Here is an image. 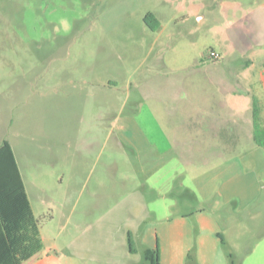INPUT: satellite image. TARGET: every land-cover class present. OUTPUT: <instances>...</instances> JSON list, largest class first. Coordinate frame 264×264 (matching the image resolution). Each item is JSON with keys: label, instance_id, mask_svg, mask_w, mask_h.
<instances>
[{"label": "rangeland", "instance_id": "374dc122", "mask_svg": "<svg viewBox=\"0 0 264 264\" xmlns=\"http://www.w3.org/2000/svg\"><path fill=\"white\" fill-rule=\"evenodd\" d=\"M172 1L0 0V144L11 145L62 264H151L147 249L158 264H264V192L239 211L205 202L178 185L189 178L179 165L177 183L158 189L168 159L111 135L117 115L140 112L128 83L149 48L143 18Z\"/></svg>", "mask_w": 264, "mask_h": 264}, {"label": "crops", "instance_id": "0c3cea01", "mask_svg": "<svg viewBox=\"0 0 264 264\" xmlns=\"http://www.w3.org/2000/svg\"><path fill=\"white\" fill-rule=\"evenodd\" d=\"M218 1L216 11L206 2L173 0L171 7L147 13L159 27L144 23L151 32L149 48L141 75L128 83L140 96V120L138 113L117 115L111 135L147 159H168L157 170L158 189L177 183L179 165L189 175L178 181L180 187L189 185L201 190L205 202L239 211L264 192L258 172L264 148L253 137V102L264 129V55L256 56L264 53V0ZM24 190L37 219L25 184ZM40 235L42 252L24 264H62Z\"/></svg>", "mask_w": 264, "mask_h": 264}, {"label": "trees", "instance_id": "16d2710c", "mask_svg": "<svg viewBox=\"0 0 264 264\" xmlns=\"http://www.w3.org/2000/svg\"><path fill=\"white\" fill-rule=\"evenodd\" d=\"M143 22L152 30L159 27L153 14H146ZM254 141L264 148V129L258 123L257 108L253 102ZM27 199L23 180L11 145L0 144V264H24L38 256L43 248L39 227ZM131 247V240H128ZM158 249L145 251V259L158 264Z\"/></svg>", "mask_w": 264, "mask_h": 264}, {"label": "built area", "instance_id": "2783aa9c", "mask_svg": "<svg viewBox=\"0 0 264 264\" xmlns=\"http://www.w3.org/2000/svg\"><path fill=\"white\" fill-rule=\"evenodd\" d=\"M213 55V54H212Z\"/></svg>", "mask_w": 264, "mask_h": 264}]
</instances>
